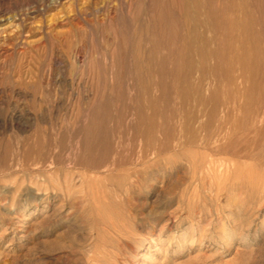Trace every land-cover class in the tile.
Wrapping results in <instances>:
<instances>
[{"label": "rangeland", "instance_id": "374dc122", "mask_svg": "<svg viewBox=\"0 0 264 264\" xmlns=\"http://www.w3.org/2000/svg\"><path fill=\"white\" fill-rule=\"evenodd\" d=\"M0 264H264V0H0Z\"/></svg>", "mask_w": 264, "mask_h": 264}, {"label": "bare ground", "instance_id": "6f19581e", "mask_svg": "<svg viewBox=\"0 0 264 264\" xmlns=\"http://www.w3.org/2000/svg\"><path fill=\"white\" fill-rule=\"evenodd\" d=\"M235 125V124H234ZM174 150V149H173ZM223 166V165H222ZM221 169V168H220ZM228 169V168H227ZM93 238V237H92ZM158 244L160 243V242H157ZM90 248V247H89ZM149 249V248H148ZM88 252V251H87ZM93 255V254H92ZM97 263V262H96Z\"/></svg>", "mask_w": 264, "mask_h": 264}]
</instances>
